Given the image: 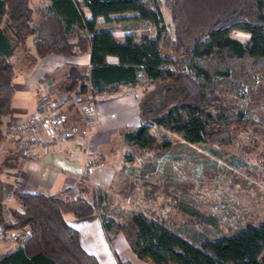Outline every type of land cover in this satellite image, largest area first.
<instances>
[{"label":"trees","instance_id":"trees-1","mask_svg":"<svg viewBox=\"0 0 264 264\" xmlns=\"http://www.w3.org/2000/svg\"><path fill=\"white\" fill-rule=\"evenodd\" d=\"M36 13L32 24L28 0H0V123L11 112L13 64L8 57L16 46L25 51V39L31 36L36 55L89 53L86 72L68 64L66 93L133 86L139 77L152 84L137 99L139 123L119 131L128 148L124 160L168 147V141L156 139L153 128H164L187 143L219 146L228 145L241 128L258 129L226 105L224 92L241 63L264 76V0H46ZM137 21L151 22L154 34L141 29L135 38ZM115 30L124 34L117 37ZM232 30L247 33V39L230 36ZM108 55L129 63L109 62ZM10 158L1 165L9 166ZM77 185L79 192L87 190L81 181ZM11 192L19 209L9 208L5 216L0 181V224L25 228L26 237L14 249L0 252V264H98L63 220L65 212L75 217L97 212L108 245L121 234L132 253L151 264H264V220L218 236L187 238L181 230L186 227L167 224L159 216L138 211L120 220L104 213L101 206L111 196L100 188L90 200ZM116 264L131 263L116 256Z\"/></svg>","mask_w":264,"mask_h":264},{"label":"rangeland","instance_id":"rangeland-1","mask_svg":"<svg viewBox=\"0 0 264 264\" xmlns=\"http://www.w3.org/2000/svg\"><path fill=\"white\" fill-rule=\"evenodd\" d=\"M45 2L28 0L32 24L38 19L36 8ZM161 11L171 30L167 10L161 6ZM136 25L132 31L135 38L141 29L150 36L155 32L151 22L137 21ZM114 34L121 37L124 32L115 30ZM229 34L241 42L248 37L240 30H232ZM25 43L32 45V37L27 36ZM20 54L19 50L18 60ZM228 84L230 90H224L226 105L235 112H241L258 129L241 128L228 145L219 146L187 143L164 128H153L156 139L168 141V147L154 148L128 161L123 159L128 148L119 132L125 127L116 128L108 149L104 151L109 156L106 163L113 167V172L110 182L104 187L111 199L102 204L101 211L120 220L138 211L159 216L167 224L186 227V230H181L187 238H194L193 235L218 236L264 220V76L241 63L234 69ZM151 88L152 84L146 78L139 77L133 86L108 87L100 98L129 92L134 94L137 103V99ZM81 94L88 95L89 92ZM49 101L55 104L51 98ZM84 114V124L90 126L93 115L86 119ZM70 132L73 142L76 133ZM0 167L3 168L2 165ZM87 188L90 200L93 191L99 187L87 183ZM2 206L8 214V207H15V201L5 197Z\"/></svg>","mask_w":264,"mask_h":264},{"label":"crops","instance_id":"crops-1","mask_svg":"<svg viewBox=\"0 0 264 264\" xmlns=\"http://www.w3.org/2000/svg\"><path fill=\"white\" fill-rule=\"evenodd\" d=\"M25 46V51L16 46L8 57L13 64V95L11 112L0 123V164L8 155L13 158L6 160L9 166L2 165L0 170L1 205L5 197L13 198L15 207L8 208L19 209L11 192L13 188L18 191L53 193L67 198L82 195L88 199V188L79 192L77 182L83 181L86 187L88 183L106 190L104 187L110 182L113 167L106 163L109 156L104 151L108 149L116 128L134 127L139 123L136 98L129 92L100 98V94L108 87L99 92L91 91L88 95L66 94L62 89L68 64L74 63L80 72H86L89 53L65 56L48 52L36 55L33 45L25 43ZM19 50L21 57L18 60ZM13 56L16 59L13 60ZM106 60L129 63L128 58L112 55L106 56ZM44 95L55 101L53 104L63 117L62 125L76 133L73 142L69 144L71 156L56 153L57 142L51 140L42 127L32 129L26 138L27 151L38 155L37 160L15 151L17 136L11 130L12 125L24 117L36 114L39 110L37 103ZM85 110H89L94 118L89 122L90 126L84 124L82 114ZM2 212L7 216L3 206ZM62 218L77 231L81 247L93 254L98 264H116V256L128 259L131 264H151L138 259L121 234L108 245L97 212L83 217L65 212ZM16 246H4L0 252L10 251Z\"/></svg>","mask_w":264,"mask_h":264},{"label":"built area","instance_id":"built-area-1","mask_svg":"<svg viewBox=\"0 0 264 264\" xmlns=\"http://www.w3.org/2000/svg\"><path fill=\"white\" fill-rule=\"evenodd\" d=\"M39 110L36 114L24 117L19 122L12 125L11 130L17 136V145L15 151L37 160L38 155L28 153L26 138L29 137L30 131L36 127H44L48 132L51 140L57 142L55 152L71 156L69 144L72 142L71 130L66 129L62 125L63 117L58 112L53 103L47 97H41L38 103ZM90 111L85 110V118H90ZM91 121V120H90ZM26 237L25 228L4 229L0 224V246H8L12 244L19 245Z\"/></svg>","mask_w":264,"mask_h":264}]
</instances>
